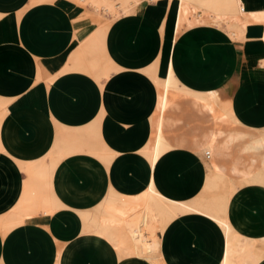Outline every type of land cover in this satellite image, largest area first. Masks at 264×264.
<instances>
[{"label": "crops", "instance_id": "crops-1", "mask_svg": "<svg viewBox=\"0 0 264 264\" xmlns=\"http://www.w3.org/2000/svg\"><path fill=\"white\" fill-rule=\"evenodd\" d=\"M70 6L0 0V264H134L123 258L131 246H119L120 233L135 221L132 209L144 207L151 177L144 147L156 137L160 93L148 72L164 65L162 38L140 14L118 19L104 35L91 21L77 29L84 11ZM217 28L189 29L177 43L176 69L186 84L220 97L172 103L163 125L171 149L154 177L168 199L194 203L218 171L238 187L228 221L234 211V231L253 241L250 251H264V184L256 182L264 173V130L254 132L264 121L249 120L222 97L264 74V23L250 25L248 42ZM107 70L103 88L96 75ZM182 101L203 124L209 120L192 142L167 135L181 124L171 113ZM210 145L206 169L197 153ZM111 195L121 199L119 209L107 205ZM157 235L161 248L148 264H218L224 250L222 229L200 214L181 215Z\"/></svg>", "mask_w": 264, "mask_h": 264}, {"label": "bare ground", "instance_id": "bare-ground-1", "mask_svg": "<svg viewBox=\"0 0 264 264\" xmlns=\"http://www.w3.org/2000/svg\"><path fill=\"white\" fill-rule=\"evenodd\" d=\"M242 4L246 5V10H248V13L252 12V7L250 6L249 0H165L164 1V7L166 8V10L174 14L175 23L172 32L173 33L172 45L169 48L168 56L165 61L164 75L161 78L158 74H156L154 79L156 84H158L163 91L157 100L159 101V109H158L159 119H157L158 124L156 127V137L154 139V143L151 146H148L147 149L144 147V149L147 151L145 152V155L148 159V164L152 172L144 196L145 203L142 210V217L140 220L138 219L139 221L135 223V225L127 226V234L132 241L133 251H141L145 253L147 255L146 262H150L152 258V254L155 253L156 250L161 246L162 239L159 238L157 233L160 231L164 233L168 225L175 218L181 215L193 213L188 204L172 201L157 190L154 171L161 157L171 149V146L169 145L167 140L162 136L163 125H164V114L167 112V110L174 102V98H173L174 95L192 97L198 100H203L205 96L212 95V93L210 92L207 93L205 91L192 89L189 85L186 84L184 74L178 73V70L176 69L177 61H178V57L176 56V46L178 43V39L182 35V32L186 26H192L195 23L192 13L196 12L197 7L200 6L206 8L210 12L209 17L206 20L208 25L222 28V30L224 29L223 31L226 30L227 33L229 34L230 39L234 41L242 40L248 42L249 39L246 37V34L248 33L250 25L257 22H262V23L264 22L262 18L256 20L257 17L255 18V21L251 17H247L243 19L241 17V12H240V8ZM120 8H122L123 11L125 12V10L127 9L126 4L124 3L120 4ZM258 41L260 42L261 46L264 48V34L262 35L261 39ZM258 62L260 66H264L263 55L260 56ZM192 86H195L196 88L198 87L196 85H192ZM206 150L209 151L210 153L214 152V148L212 145L206 147ZM102 158L100 160H102ZM210 173L215 179L225 180V177L220 175L218 171L210 172ZM256 182L264 184V173L258 176ZM233 194L234 191L233 190L230 191L229 194L224 198V201L221 202L217 207L218 212H220L224 218L223 220L224 227L222 231L225 239L224 250L222 252L221 259L220 260L218 259L219 260L218 264H259L262 257L264 256V251H250L252 248L251 243L253 241L251 242L248 240H244L245 236L239 234L238 232H235L233 227L231 226V223H229L228 221V217H227L228 207H229L230 199ZM108 200L109 201L107 202L109 204L111 198ZM144 228H146L145 230H147L148 228V230L152 232V235L153 233H155L154 237H152V235L150 234L152 238L149 241H147L144 237L146 235L143 234ZM105 231L106 228L104 232ZM261 242L264 243V240H262ZM122 244L123 242L120 241L119 246L121 248H123Z\"/></svg>", "mask_w": 264, "mask_h": 264}, {"label": "rangeland", "instance_id": "rangeland-1", "mask_svg": "<svg viewBox=\"0 0 264 264\" xmlns=\"http://www.w3.org/2000/svg\"><path fill=\"white\" fill-rule=\"evenodd\" d=\"M164 1L165 0H31L32 4L34 3H52L58 6H70L71 10L76 13H81L82 10L84 11L83 15L80 16L77 19V22H79L78 28H82L84 26H88L91 24V22L100 24L101 25V35H104L106 31L109 29V26L117 21L120 18H123L125 16H133L140 14L143 19L146 21H150V23H155L156 27L159 29V34L162 38V46H161V52L159 56H162V61L164 62V65L155 64L150 71L148 72V77L151 79L152 82L155 83L156 88L159 89V93H162V88L156 84L155 82V76L158 74L161 78L164 74H162V69L165 68V61L168 56V51L170 46L172 45L173 40V26L175 23V17L172 12H169L164 7ZM254 1H260L264 4V0H252ZM126 4V10L123 11L122 8H120V4ZM239 11V10H238ZM241 17L247 18L251 17L254 21L263 19L264 22V6L263 7H252V12L248 13V10H246V5L242 4L240 8ZM208 13V14H207ZM210 12L203 7L198 6L197 11L192 13L193 19L195 23L192 26H186L183 30L182 34L192 28L198 27V26H207V27H214L212 25L207 24V19L209 17ZM81 20H87L84 22H81ZM91 21V22H90ZM131 33L133 31L131 30ZM171 35V36H170ZM182 36V35H181ZM180 36V38H182ZM170 40V43L167 47L166 41ZM187 37L184 34V38ZM153 36H150L148 39H153ZM178 39V41L180 40ZM181 42V41H180ZM163 67V68H162ZM264 73V70H262ZM165 72V71H164ZM111 75L109 74L108 70L103 71L101 73H98L96 75V80L100 84L101 87H105V84L102 83V79L106 78L109 79ZM247 84L242 87L240 92L233 96V89H228L224 93H222L223 101L227 103V107L237 109L240 111V113H243L244 115L249 118V120L252 121H264V74H257L256 77L252 78V80L246 81ZM216 92V93H215ZM214 93L211 96H205V100H211L210 98H214L215 102L219 100V92L214 91L211 92ZM233 96V97H232ZM184 96H178L174 95V101ZM192 98V97H191ZM195 99V98H194ZM200 101V100H199ZM203 101V100H202ZM174 117H177L180 119L181 124L175 128L167 131V135L169 137H187V139L191 140V142L197 138L198 133L202 130V118L199 114V112L193 108L192 104L189 101H182V106L179 111L172 112L171 113ZM168 119L166 114V120ZM204 126L205 129L209 126V120L204 117ZM228 124H223V128H228ZM261 130L264 129H256L254 130L255 133H259ZM162 136L166 138L165 132L163 131ZM192 144V143H190ZM196 155V154H195ZM197 155L201 157V159L204 162V168L207 169V160L205 157V152H198ZM213 156V152L211 153V157ZM211 159V158H210ZM106 162H109L106 160ZM207 184H206V190L208 191L205 193L206 195L201 197L199 200H197L194 203H186L190 206L192 212L194 214H200L203 216L208 217L212 221H214L221 229L224 227V218L223 215L218 212L217 207L221 202L224 201V198L229 194L230 191H236L238 187L235 186H227L226 179H215L211 173L207 176ZM224 189V191L220 192V190ZM204 195V193L202 194ZM111 201L109 202V206H113V208L119 209V206L117 204H122L121 199L118 198L116 195H111ZM145 198V197H144ZM182 202V201H181ZM145 203V199H144ZM185 203V202H182ZM264 208V207H263ZM142 208H133L131 213L129 214L131 218L135 217V221L131 222L128 225H135L141 217H142ZM139 219V220H138ZM229 222H231L232 225H234L235 222H238L235 219V213L230 215ZM127 226L126 231L120 233V238L123 244L126 246H131L132 251H121L123 258H130L129 262L134 264H148L146 262L147 255L141 251H133L132 241L130 237L127 234ZM144 228L143 234L145 235V239L149 241L152 237L155 236V233H153L150 230H145ZM105 230V228H104ZM103 230V232H104ZM106 232V231H105ZM104 232V233H105ZM148 232V233H147ZM150 232V233H149ZM152 237H151V235ZM147 237V238H146ZM150 237V238H149ZM120 244V243H119ZM161 246L156 250L159 251ZM138 253V254H137ZM128 255V256H125ZM152 260V258H151Z\"/></svg>", "mask_w": 264, "mask_h": 264}, {"label": "built area", "instance_id": "built-area-1", "mask_svg": "<svg viewBox=\"0 0 264 264\" xmlns=\"http://www.w3.org/2000/svg\"><path fill=\"white\" fill-rule=\"evenodd\" d=\"M205 156L207 159H210L211 158V153L209 151H206L205 152Z\"/></svg>", "mask_w": 264, "mask_h": 264}]
</instances>
